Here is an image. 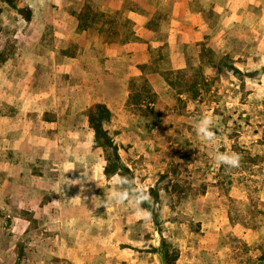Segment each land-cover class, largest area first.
I'll return each instance as SVG.
<instances>
[{
  "label": "rangeland",
  "instance_id": "1",
  "mask_svg": "<svg viewBox=\"0 0 264 264\" xmlns=\"http://www.w3.org/2000/svg\"><path fill=\"white\" fill-rule=\"evenodd\" d=\"M123 7L134 8L130 3ZM79 8V29L110 31L112 40L129 35L131 21L122 11L108 12L102 0H15V7L0 0V74L10 68L8 87L14 81L11 65L17 44L30 34L28 24L37 26L32 32L42 42L39 49H49L55 27L71 24L69 11L75 14ZM245 9L225 17L229 31L213 35L217 45L206 51L205 65L214 67V75H205L201 65L173 72L167 79L175 89L174 105L159 104L157 112L150 105L134 107L142 117L138 127L145 140L117 144L120 162L127 168L122 175L151 197L145 202L148 208L141 205L151 218L138 216L128 201L108 200L114 175H106L100 188L96 186L97 207L80 222L67 221L73 218L67 213L57 217L51 207H23L9 199L0 207V264H164L163 239L179 251L174 264H258L264 259V0ZM210 20L216 25L219 16ZM219 39L226 43L219 45ZM74 52L73 47L68 51ZM26 67L22 62V70ZM33 75L37 84L46 81L43 71ZM140 84L142 94L132 100L157 102L151 89ZM38 97L35 106L23 112L19 129L29 127L32 116L36 126L37 106L52 99ZM205 114L213 118L211 142L195 131ZM1 115L13 116L12 108L0 106ZM159 115L171 119L156 126ZM12 127L0 121V130ZM217 152L240 154V166L217 164ZM101 157L105 168L111 164L109 151L102 148ZM6 177L0 173V185Z\"/></svg>",
  "mask_w": 264,
  "mask_h": 264
},
{
  "label": "crops",
  "instance_id": "2",
  "mask_svg": "<svg viewBox=\"0 0 264 264\" xmlns=\"http://www.w3.org/2000/svg\"><path fill=\"white\" fill-rule=\"evenodd\" d=\"M102 3L108 12L122 11L123 18L131 21L125 39L112 40L111 33H107L110 31L99 32L91 26L79 29L77 14L82 8L75 9V14L70 10L71 24L55 27V39L49 49H39L42 42L32 32L37 26L28 24L30 34L27 40L19 41L13 57L12 86L6 85V71L10 68L1 71L0 106L12 108L13 116L1 115L0 121H8L13 127L0 130V173L8 176L0 185V207L9 199L19 200L23 207H51L57 217L67 213L73 216L67 221H84L96 207V186L100 188L103 177H107L102 148L95 147L89 124L90 108L100 103L109 109L111 119L104 128L115 144L142 143L143 130L138 127L142 117L134 107L150 105L151 109L155 107L154 112L159 104L172 107L175 89L168 79L173 72L201 65L205 75L213 76L214 67L205 64L206 51L217 45L213 42L215 31H229L225 17L243 14L255 0ZM127 3L134 8L124 9ZM215 14L219 21L213 25L210 18ZM219 41V45L226 43ZM71 47L75 50L72 54L68 53ZM22 62L27 63L24 70ZM39 71L46 75L43 84L33 81V74ZM23 74L25 77H21ZM141 81L151 89L157 102L132 100L142 94ZM39 95L52 99L37 106L38 124H32V116L29 127L19 129L23 112L35 106L33 100ZM168 118L171 116L159 115L154 123L164 124ZM10 156L21 161H13Z\"/></svg>",
  "mask_w": 264,
  "mask_h": 264
},
{
  "label": "clouds",
  "instance_id": "3",
  "mask_svg": "<svg viewBox=\"0 0 264 264\" xmlns=\"http://www.w3.org/2000/svg\"><path fill=\"white\" fill-rule=\"evenodd\" d=\"M264 80V75L260 77ZM213 118L209 114H205L200 117L195 125V131L197 135L203 137L208 141H214L215 133L212 131ZM217 164H224L227 168H236L240 166L241 156L238 153H219L217 152L214 157ZM114 188L107 196L109 201H114L116 204H123L128 201L134 208L135 213L144 219L151 218V212L148 209H144L141 205L145 202H151V197L146 193L139 185L131 187L136 182L130 180L126 176H120L116 174L112 178ZM128 186V187H125ZM95 197L93 198V201ZM96 206V205H95ZM101 206V205H100ZM106 207V205H104ZM97 207V206H96Z\"/></svg>",
  "mask_w": 264,
  "mask_h": 264
},
{
  "label": "trees",
  "instance_id": "4",
  "mask_svg": "<svg viewBox=\"0 0 264 264\" xmlns=\"http://www.w3.org/2000/svg\"><path fill=\"white\" fill-rule=\"evenodd\" d=\"M4 1L12 7H15V0ZM26 19L30 20L29 16H26ZM88 118L90 127L94 131L95 147H101L105 151H109L111 154V158L109 159L111 164L107 165L105 168V174L107 176L115 174L123 176L122 173L127 171V168H125V166H123L120 162L118 154L119 148L117 144L114 143L113 138L104 128V123L111 119V112L104 104L97 103L90 108ZM143 207L148 208L145 203L143 204ZM160 252L162 254L164 264H174L179 258V251L171 250L170 246L164 239L161 241ZM258 264H264V259H262Z\"/></svg>",
  "mask_w": 264,
  "mask_h": 264
}]
</instances>
